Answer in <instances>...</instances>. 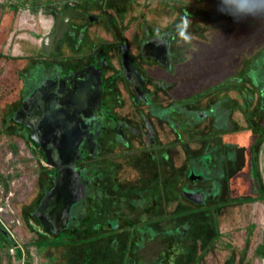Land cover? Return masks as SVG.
I'll return each mask as SVG.
<instances>
[{"label":"flooded vegetation","instance_id":"flooded-vegetation-1","mask_svg":"<svg viewBox=\"0 0 264 264\" xmlns=\"http://www.w3.org/2000/svg\"><path fill=\"white\" fill-rule=\"evenodd\" d=\"M24 1L0 0V51L3 48L19 51L15 58L23 68L19 71L21 81L16 93L12 91L3 103L0 131L21 137L28 143L33 156L43 163L37 174L38 194L25 216L31 232L38 234L29 241L36 249H39L38 240L48 241L65 233L64 240L70 243L86 237L89 242L93 238L105 245L109 243L111 254L123 259V264L129 260L137 263L144 245L138 244V239L146 233L136 231V226L147 222L156 230V226H162L157 223L160 219L171 221L180 217L179 211L184 205L188 206L182 208L186 216L193 209L214 204L212 199L222 193L225 181L242 169L245 151L243 146L228 138L231 135L224 127L213 125V116L204 112L216 103L227 110L233 125L231 133L247 130L253 135L248 146V163L252 165V172H256L255 177L258 175L256 156L264 142V124L259 120L256 124L251 122L249 112L254 101L257 113H264V61H259L264 48L248 54L240 74L235 72L197 92L165 101L174 83L167 77L185 58V52L221 26L225 19L235 18L221 11V0H29V6L38 9L36 17L27 12L28 8L17 12ZM184 29L190 42L178 35V31ZM12 35L18 37L12 40ZM38 61L51 66L47 68L49 72L44 68V73L49 74L24 81L33 63ZM96 73L101 85L98 105L90 99L92 88L88 92L89 81ZM76 78L82 79L77 81ZM224 89L237 91L239 106H228L227 96L200 104L215 90ZM66 98L71 101L74 98L73 103L69 100L67 104L61 103ZM175 102L181 104L179 112L173 108ZM153 107L167 110L166 116L173 121L164 113L152 112ZM235 109L242 114L245 125L231 119L230 114ZM184 111H195L194 119ZM206 119V129L198 128ZM183 134H188L192 143L198 142L199 147L186 155L189 163L183 175L178 167L180 173L172 171L166 176L160 172L169 157L163 148L175 142L187 146L190 142ZM225 143L234 145V162L224 156ZM45 145L54 148L50 157L41 148ZM127 155H140L149 163L154 162L157 171L152 175L142 172L140 176L138 165ZM122 156L127 162L124 166L130 164L136 170L134 179L128 180L126 172L122 171L124 166L121 168L122 163L116 160ZM202 159L212 167H221L219 175L223 176L191 180L188 176L191 161L201 162ZM55 161L61 166L63 176L60 179L56 176ZM62 162H67V166L63 168ZM214 182L217 183L215 187ZM55 183L59 198L51 193ZM100 191L106 195L98 198ZM45 193L48 199L43 206L44 214L40 200ZM60 197L61 205L58 203ZM165 202L172 205L167 214ZM55 207L59 210L52 214ZM79 207L82 210L74 215ZM147 211L150 215L143 217ZM42 215L51 220L47 222L52 228L42 222ZM29 216L33 217V224ZM162 227L156 233L163 236ZM87 228L95 229L86 234ZM10 239L12 245L6 254L11 257L3 264L21 258L17 256L19 248L10 252L16 246L11 234ZM58 244L63 243L45 244L43 249ZM105 252L103 257L108 253ZM29 255L28 252L22 257V264H27ZM2 260L5 259L0 255V264Z\"/></svg>","mask_w":264,"mask_h":264},{"label":"rangeland","instance_id":"rangeland-1","mask_svg":"<svg viewBox=\"0 0 264 264\" xmlns=\"http://www.w3.org/2000/svg\"><path fill=\"white\" fill-rule=\"evenodd\" d=\"M14 37L18 36L12 35V40ZM196 44L195 47L193 46L192 49L185 52V58L176 65L169 78L167 77L169 82L174 83L166 95V102L171 101V98L197 92L235 72L240 74L244 65L243 60H246L248 54H253L259 48H264V17L227 18L221 26L208 33L203 39H199ZM18 53L19 51L5 48L0 51V119L4 107L3 103L7 101L6 99L9 98L8 96L12 91V93H16L15 90L20 85L19 71L23 68L20 66V60L15 58ZM1 55L5 58L3 59ZM42 65L45 64L40 61L33 63L30 74L25 77L24 81H32V76L43 74L45 70L49 72L47 68L51 66ZM44 68L46 69L44 70ZM47 74L49 73H44V75ZM221 96H227L228 106H239L240 97L237 96V91L233 89L215 90L200 104L212 103ZM256 103L254 101L252 103L253 108L249 112L250 121L256 124V120H259L260 123L264 124V113H257ZM180 106L181 104L177 102L173 104V108L177 112L181 110L179 109ZM152 112L164 113L165 116L167 114V110L157 107H153ZM204 112L215 118L213 125L224 127L226 132L231 135L228 138L237 145L240 144L244 147L242 169L235 176L230 177L228 181H225L222 193L212 199L214 204L198 208L196 211L193 209L186 216L185 211L182 210L184 205L179 211L181 216H176L171 220L172 222L164 219L157 221L164 226L163 236L160 232L156 233L157 229L163 228L162 226H156V230L150 227V223L148 226L147 222H142L141 225L136 226V231L144 230L146 236L142 235V239H138V244L144 245L139 252L140 259L135 264H151V261L155 262L158 258H161L160 261L165 264H264V198L259 195V187L264 192V142L258 157L256 156L259 173L255 177L256 172H252V165L248 163V146L253 137L251 132V135L247 130H237L231 133L233 125L227 116V110L222 109L220 103H216L211 108H206ZM195 113V111L185 112L187 115L192 114V119H194ZM166 117L170 118L171 122L173 121L169 115ZM230 117L234 122L240 121V124L245 125V119L238 109L233 110ZM196 120H198V116ZM207 123L208 120L206 119L197 127L206 129ZM183 137L188 138L189 135L183 134ZM168 138L169 134L165 135L164 139L167 140ZM188 139L190 143L187 146L175 142L167 144L169 146L163 148L169 156L168 162H171L175 168L179 167L182 175L185 166L189 163L186 161V155L191 149L199 147L198 142L192 143L191 138ZM232 146L234 145L225 143L223 151H225L224 156L229 157L234 162ZM238 149L240 150V148ZM140 155H127V157L136 166L138 165L136 169L140 172V176L142 172L145 174L148 172V175L154 174L157 171L155 163H149L148 159H143ZM224 156L221 155V158ZM203 159L201 162L191 161L190 175L196 179L202 178L204 180L218 176L221 167L215 168L205 164ZM116 160L122 163L121 168L127 163L123 156ZM240 162L238 160V164ZM42 164L33 156L28 143L24 142L21 137L10 134L8 131H0V218L5 230H8L16 241V246H13L10 252L13 253L15 248L21 249V258L19 260L11 258V264H22V257L28 252L30 257L27 264H87L83 254H87L89 257L88 252H85L88 250L84 249L88 245H83V241L77 242V244L52 245L45 249H43L45 244H40L39 249H36L34 244L29 243L35 239V236L37 238L38 234L31 232L25 216L27 210L31 209L35 202L34 196L38 194L37 174L42 170ZM127 166H124L122 171L126 172L128 180L134 179L137 176L136 170L130 164ZM235 166L238 165L235 164ZM167 167L164 163L160 172H165L166 175V172H169ZM124 173L122 172V175ZM219 176L222 177L223 175ZM213 185L215 187L217 183L214 182ZM97 194L98 198L106 195L101 191ZM122 199L120 198V200ZM169 205L170 203L165 202L166 214L168 207H172ZM184 208L187 209L188 206L186 205ZM81 210V207L77 208L74 215L79 214ZM149 215L147 211L142 216L148 217ZM112 221L115 223L114 220ZM152 223L154 227V221ZM85 228L83 226V229ZM9 236V241L12 243ZM65 236L66 234L62 233L56 239H65ZM90 247L93 253L98 249L97 244H91ZM6 253V246L0 241V255L5 259L2 260V264L11 257L8 258ZM106 256L99 257L95 264H98L101 259L106 261L105 264L124 263L123 259L115 258L111 252L107 253Z\"/></svg>","mask_w":264,"mask_h":264},{"label":"trees","instance_id":"trees-1","mask_svg":"<svg viewBox=\"0 0 264 264\" xmlns=\"http://www.w3.org/2000/svg\"><path fill=\"white\" fill-rule=\"evenodd\" d=\"M259 61L261 63H263V61H264V51L263 50H261V56H260ZM260 62H259V65H260ZM262 139H264V138H262ZM38 152L40 153V150H38ZM259 195L264 198V192H263L262 188H260V187H259ZM29 215H32V214L29 213ZM32 218H33L32 216H29L28 217V220L31 219L32 224H33L34 221H33ZM35 225H36V222H35ZM0 226H1V228H0V241L3 242V245L4 246H6V252H9L8 248L11 247V245H12V243H10V241L8 239V236L10 234H9V232L7 230H5V228H4L3 225L0 224ZM36 226H38V225H36ZM40 229H42V228H40ZM94 229L95 228H91V229L90 228H87L86 234L93 233L94 232ZM57 236L58 235H55L53 237L54 239H51V240H48V241H45V240L40 241V240H38L37 243H36V245L39 246L40 244H53V243H64V242L70 243L68 239L67 240H64L63 238L56 239ZM92 239H91L90 242H89V239L87 237L86 238H82L81 240H77L78 242L83 241V245H85V244L88 245V247L87 248H84V249H87L88 250V251L85 250V252L86 253L88 252L89 257H87V254L86 255L83 254V256H85L84 257V260L86 259L87 264H92V263L95 264V263H97V260H99V257L100 258H103L105 251L109 253L112 250L111 249V246L109 245V243H106V245H105V244H102V242H98L97 240L95 241V240H92ZM74 243L77 244L76 241H74ZM91 244H94V245L97 244V248L98 249H97L96 252H94L95 254L91 251V247H90ZM17 256H18V258L21 257V251H20V249L17 250ZM105 258H106V261H107V257H105ZM106 261H104L103 259H101L100 261H98V264H105Z\"/></svg>","mask_w":264,"mask_h":264},{"label":"water","instance_id":"water-1","mask_svg":"<svg viewBox=\"0 0 264 264\" xmlns=\"http://www.w3.org/2000/svg\"><path fill=\"white\" fill-rule=\"evenodd\" d=\"M79 74H81V73H79ZM94 80H96V81H94ZM89 83L90 84H88V92H90L91 91V88H92V93L90 94V99H94L95 101H94V104L95 105H98L99 103H100V95H101V85H100V79H99V74L98 73H96L95 75H94V79L93 80H90L89 81ZM73 90H75V89H71L70 91H73ZM86 91V90H85ZM93 95H94V97H93ZM89 96V94H86V98H89L88 97ZM60 97V96H59ZM60 98H62V97H60ZM76 98H78L77 96L75 97V101H76ZM74 98H72V101H71V98L70 99H68V98H66V99H62L61 100V103H63V104H67L68 103V100L69 101H71L72 103H73V100ZM65 102V103H64ZM41 148H42V150L43 151H45V153L47 154V155H49V157L51 156V152L54 150V148H52V146H48V145H45V146H41ZM63 148V150H62V152L63 153H65L66 152V150L64 149V147H62ZM67 149V148H66ZM55 153V152H54ZM68 154V153H67ZM55 163H56V165L58 166V170H57V173H56V176L57 177H59V179L63 176L62 175V172H61V166L59 165V163L58 162H56L55 161ZM75 163V162H74ZM67 162H62V167L64 168L65 166H67ZM71 164H73V163H71ZM74 165V164H73ZM72 165V166H73ZM188 176H189V178L191 179V180H194V179H196V178H194V177H192L191 175H190V173H188ZM191 176V177H190ZM199 179H202V178H199ZM59 188H57L56 187V183H55V185H54V187L51 189V193H52V195H53V197H56V198H59V196L58 195H56L57 194V190H58ZM59 195H61V193H58ZM48 199V196H47V193H45L44 195H43V197L41 198V200H40V205H41V209H42V211L44 212V210H43V208L45 207L44 205L45 204H47V200ZM62 198L60 197V199H59V201H58V203L60 204L61 202H62V200H61ZM61 205V204H60ZM44 206V207H43ZM58 207V206H57ZM57 207H55V208H57ZM55 208H53L52 209V211H51V213L53 214V213H56L59 209L57 208V209H55ZM45 209V208H44ZM55 210V211H54ZM46 212H44V214H45ZM50 217H51V219H53L52 218V216L51 215H49ZM42 222L47 226V227H49V228H52L53 226L51 225V224H49L47 221H51V220H49L46 216H44V215H42ZM0 228H1V226H0ZM135 261V260H134ZM134 261L133 260H129L128 262H127V264H135L134 263ZM154 264H165L164 262H162V261H158V262H156V263H154Z\"/></svg>","mask_w":264,"mask_h":264},{"label":"clouds","instance_id":"clouds-1","mask_svg":"<svg viewBox=\"0 0 264 264\" xmlns=\"http://www.w3.org/2000/svg\"><path fill=\"white\" fill-rule=\"evenodd\" d=\"M221 11L233 15L239 19L244 16L264 17V0H221ZM183 23V21H181ZM179 29V26H178ZM157 35H160V29H156ZM178 35L182 40L189 41L187 30H179Z\"/></svg>","mask_w":264,"mask_h":264},{"label":"crops","instance_id":"crops-1","mask_svg":"<svg viewBox=\"0 0 264 264\" xmlns=\"http://www.w3.org/2000/svg\"><path fill=\"white\" fill-rule=\"evenodd\" d=\"M29 3H30V1L29 0H25L24 2H23V4L22 5H20V7H18V9H17V4H15V5H13V6H15L14 8L15 9H17V12H18V10H20L21 8H28V10H27V12H29L30 14H32L33 16H37V7H30L29 6ZM36 12V13H35ZM1 13H2V10H0V15H1ZM166 164V166H168L167 167V171H169V172H166V176L167 175H169L170 173H172V171H176L177 173H180L179 171H177L178 170V168H175V166H173L172 165V163L170 162H166L165 163ZM164 174H165V172H164Z\"/></svg>","mask_w":264,"mask_h":264},{"label":"built area","instance_id":"built-area-1","mask_svg":"<svg viewBox=\"0 0 264 264\" xmlns=\"http://www.w3.org/2000/svg\"><path fill=\"white\" fill-rule=\"evenodd\" d=\"M0 223H1V224H3V222H2V220H1V218H0ZM3 226H4V224H3ZM4 227H5V226H4Z\"/></svg>","mask_w":264,"mask_h":264},{"label":"bare ground","instance_id":"bare-ground-1","mask_svg":"<svg viewBox=\"0 0 264 264\" xmlns=\"http://www.w3.org/2000/svg\"><path fill=\"white\" fill-rule=\"evenodd\" d=\"M76 79H78L77 81H80L82 78H76Z\"/></svg>","mask_w":264,"mask_h":264}]
</instances>
